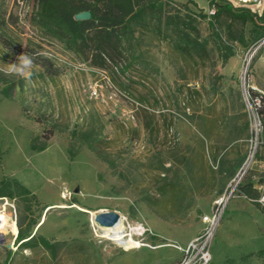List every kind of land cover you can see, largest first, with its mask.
Listing matches in <instances>:
<instances>
[{
  "label": "rangeland",
  "instance_id": "rangeland-1",
  "mask_svg": "<svg viewBox=\"0 0 264 264\" xmlns=\"http://www.w3.org/2000/svg\"><path fill=\"white\" fill-rule=\"evenodd\" d=\"M164 1L182 16L194 14L206 58L181 54L158 32H137L139 58L124 55L118 69L103 70L40 25L35 0H0V89L1 80L14 86L9 98L0 94V179L30 191L0 197V209L7 203L6 222L24 235L56 244L54 251L18 247L5 225L0 264H177L181 248L205 229L203 216L251 158L255 122L246 90L264 94V37L251 40V23L231 22L226 13L211 28L197 15L209 14L210 6L197 5L204 0ZM260 14L264 19V9ZM242 29L244 44L233 39ZM221 42L234 52L224 64ZM23 53L33 58L30 82L10 71ZM85 130L97 133L96 146L113 166L78 139ZM33 138L46 147L31 148ZM259 139L240 183L251 182L258 196L264 131ZM69 146L78 150L72 155ZM262 207L239 192L230 197L207 264H264V256H246L264 249ZM109 210L122 226L141 227L133 236L139 246L103 234L91 213Z\"/></svg>",
  "mask_w": 264,
  "mask_h": 264
},
{
  "label": "trees",
  "instance_id": "trees-1",
  "mask_svg": "<svg viewBox=\"0 0 264 264\" xmlns=\"http://www.w3.org/2000/svg\"><path fill=\"white\" fill-rule=\"evenodd\" d=\"M186 1L196 5L193 0ZM35 3L37 6L35 15L38 22L48 33L52 34L53 38L82 61H87L90 65L103 70L118 69L120 58L124 55L130 62L139 58L134 53L132 42L136 39L137 32H158L171 41L181 54L200 58L208 56L207 46L200 38L194 14L182 16L178 11H171L164 0H35ZM208 3L209 6H215V12L207 15L199 10L197 15L208 17L211 28H213V18L226 13L231 22L251 23L248 35L251 40L264 37V30H262L264 19L261 14L247 7H233L226 0H209ZM82 10H89L90 18L74 19V14ZM233 39L244 44L246 41L244 30L242 29L240 34ZM221 43L223 46H219V53L221 62L224 64L234 55V52L232 47ZM1 81L3 86L0 94L9 98L14 87L13 83L7 80ZM249 93L252 99L259 97L256 112L264 123V94L254 90H250ZM76 133L77 131H72L74 136ZM97 137V133L91 130H85L78 135L82 144L98 159L113 166V160L106 159L102 150L96 146ZM37 140L31 139V148L41 150L46 147V141L38 144ZM74 150L78 149L73 146L68 147L72 155ZM240 183L238 185L240 194L252 199L259 197L251 182ZM16 194L29 195L30 191L18 180L1 178L0 197H13ZM254 202L260 205L259 202ZM16 237L18 247L26 248L40 244L49 251L55 250L56 244L51 243L42 235H24L21 230H18ZM246 256H264V249L249 252Z\"/></svg>",
  "mask_w": 264,
  "mask_h": 264
},
{
  "label": "built area",
  "instance_id": "built-area-1",
  "mask_svg": "<svg viewBox=\"0 0 264 264\" xmlns=\"http://www.w3.org/2000/svg\"><path fill=\"white\" fill-rule=\"evenodd\" d=\"M226 1L229 2L233 7H247L250 8L253 12H256L258 14H260L262 12V9H264V0H226ZM215 10H216L215 6H210L209 14L214 13ZM246 92L248 95H250L249 90H246ZM251 102H252L251 114L255 122L254 129L251 128L252 133L250 140L251 142H254V146L250 154L251 158H247L242 164V166L239 168L237 174L232 180L233 184L232 183L230 184L231 187L228 193H224L221 196H219L215 200L214 208L211 211V213L205 214L203 216V221L206 224L205 229L202 232H200L192 241H190L185 246V248H181L183 251V257L177 264H207V262L210 259L209 244L213 235L214 228L221 217L223 207L235 192L236 193L239 192L238 185L249 166V161L250 159L252 160L253 155L256 153L257 145H259L260 142L262 143V141H260L259 139V136L262 133V131H264V123H262L259 114L256 112V105L259 103V97L256 96L253 99L251 98ZM243 196L251 201H257L262 206H264V195H260L257 199L248 198L246 195ZM12 217H14V215ZM15 237L13 238V241Z\"/></svg>",
  "mask_w": 264,
  "mask_h": 264
},
{
  "label": "bare ground",
  "instance_id": "bare-ground-1",
  "mask_svg": "<svg viewBox=\"0 0 264 264\" xmlns=\"http://www.w3.org/2000/svg\"><path fill=\"white\" fill-rule=\"evenodd\" d=\"M6 204L2 205V209H0V239L6 240V231L5 225H7L13 233V236L10 238L11 242L15 235L18 232L16 222L14 221L13 224L7 223L6 219L8 218V214L6 213ZM92 217H94L95 213H91ZM98 224V223H97ZM100 225V224H99ZM99 229L103 232L105 236H108L110 240L116 241L117 243L124 244L129 248L137 247L140 245L138 241H136L133 236L137 234L139 230H141L140 226L131 227L129 226H122L121 219L119 217L118 221L113 225H101ZM141 232V231H140ZM139 232V233H140ZM10 242V244H11Z\"/></svg>",
  "mask_w": 264,
  "mask_h": 264
},
{
  "label": "clouds",
  "instance_id": "clouds-1",
  "mask_svg": "<svg viewBox=\"0 0 264 264\" xmlns=\"http://www.w3.org/2000/svg\"><path fill=\"white\" fill-rule=\"evenodd\" d=\"M33 58L26 53L19 55L16 62L10 64V71L30 82L32 77Z\"/></svg>",
  "mask_w": 264,
  "mask_h": 264
},
{
  "label": "water",
  "instance_id": "water-1",
  "mask_svg": "<svg viewBox=\"0 0 264 264\" xmlns=\"http://www.w3.org/2000/svg\"><path fill=\"white\" fill-rule=\"evenodd\" d=\"M89 10H82L74 14V19L76 20H86L90 18ZM119 214L113 210L98 212L94 215L93 219L100 225H113L119 219ZM2 243V240H0Z\"/></svg>",
  "mask_w": 264,
  "mask_h": 264
},
{
  "label": "crops",
  "instance_id": "crops-1",
  "mask_svg": "<svg viewBox=\"0 0 264 264\" xmlns=\"http://www.w3.org/2000/svg\"><path fill=\"white\" fill-rule=\"evenodd\" d=\"M175 1H178V2H183V1H180V0H175ZM194 1V0H193ZM195 2V1H194ZM209 0H204V2L202 3V4H198L197 2H195V3H197V5L199 6V7H201V8H205V7H208L209 6ZM261 195V194H260ZM259 195V196H260Z\"/></svg>",
  "mask_w": 264,
  "mask_h": 264
}]
</instances>
